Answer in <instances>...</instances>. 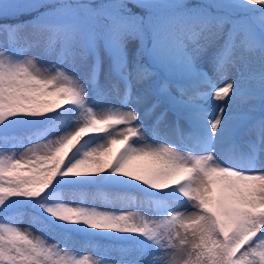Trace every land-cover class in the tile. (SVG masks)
I'll return each instance as SVG.
<instances>
[{
	"label": "snow or ice",
	"instance_id": "snow-or-ice-1",
	"mask_svg": "<svg viewBox=\"0 0 264 264\" xmlns=\"http://www.w3.org/2000/svg\"><path fill=\"white\" fill-rule=\"evenodd\" d=\"M0 264H264V0H0Z\"/></svg>",
	"mask_w": 264,
	"mask_h": 264
},
{
	"label": "rangeland",
	"instance_id": "rangeland-1",
	"mask_svg": "<svg viewBox=\"0 0 264 264\" xmlns=\"http://www.w3.org/2000/svg\"><path fill=\"white\" fill-rule=\"evenodd\" d=\"M94 191V190H93ZM106 192L109 191V190H105ZM126 195L130 198V201L132 204H134L136 201L138 200H141L142 199V196L140 193L136 192V191H129L126 193ZM78 198V197H77ZM92 203L95 204V206H98V207H103L104 206V202L103 200H96V201H93ZM127 206V205H126ZM130 210H135L134 208H130ZM75 240H79V237H75L74 238ZM79 245L77 244V247ZM84 254H87V255H90L92 254L90 250H86L84 252Z\"/></svg>",
	"mask_w": 264,
	"mask_h": 264
},
{
	"label": "trees",
	"instance_id": "trees-1",
	"mask_svg": "<svg viewBox=\"0 0 264 264\" xmlns=\"http://www.w3.org/2000/svg\"><path fill=\"white\" fill-rule=\"evenodd\" d=\"M189 2H191V0H189Z\"/></svg>",
	"mask_w": 264,
	"mask_h": 264
}]
</instances>
